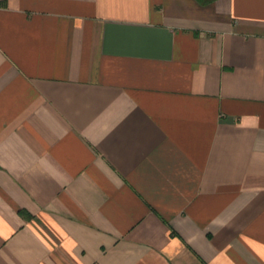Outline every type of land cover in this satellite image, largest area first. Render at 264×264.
Wrapping results in <instances>:
<instances>
[{"label": "crops", "instance_id": "obj_1", "mask_svg": "<svg viewBox=\"0 0 264 264\" xmlns=\"http://www.w3.org/2000/svg\"><path fill=\"white\" fill-rule=\"evenodd\" d=\"M0 264H264V0H0Z\"/></svg>", "mask_w": 264, "mask_h": 264}]
</instances>
